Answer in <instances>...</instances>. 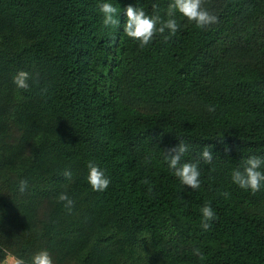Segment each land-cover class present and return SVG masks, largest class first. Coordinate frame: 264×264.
I'll use <instances>...</instances> for the list:
<instances>
[{
  "label": "trees",
  "instance_id": "obj_1",
  "mask_svg": "<svg viewBox=\"0 0 264 264\" xmlns=\"http://www.w3.org/2000/svg\"><path fill=\"white\" fill-rule=\"evenodd\" d=\"M102 2L119 28L103 25ZM171 2L0 0V263L47 250L54 264H264V186L232 179L264 157V0H204L217 23L177 12V33L143 48L124 32L127 6L166 20ZM181 141V163L199 161L195 190L165 159ZM89 161L105 191L88 182Z\"/></svg>",
  "mask_w": 264,
  "mask_h": 264
},
{
  "label": "clouds",
  "instance_id": "obj_2",
  "mask_svg": "<svg viewBox=\"0 0 264 264\" xmlns=\"http://www.w3.org/2000/svg\"><path fill=\"white\" fill-rule=\"evenodd\" d=\"M97 7L103 15V25L106 28L120 27L121 22L118 18L120 11L113 3L102 2ZM156 7V5H153L154 9ZM177 12L189 21L195 22L201 28L218 22V17L204 7V0H172L167 8L168 19L166 20L158 13L149 15L142 7L127 6V21L124 24L123 30L128 37L138 40L141 48L148 45L157 34L164 36L165 41H167L170 36H174L179 30L180 25L175 18ZM166 31L169 35H164ZM31 79L32 76L28 71L20 70L14 75L13 82L18 88L27 91L30 89L29 81ZM209 111H215L214 107L210 106ZM187 151L188 145L181 141L178 147L170 149L164 155L169 167L174 170L175 176L180 179L181 183L195 190L201 186L199 161L195 163H181L182 157ZM201 155L205 163L212 162L213 152L209 147L206 146ZM145 163H150V160L146 159ZM87 167L89 169L87 179L92 189L94 191H105L111 183L105 171L93 161H89ZM262 167H264V157L250 156L246 160L243 170L237 168L233 171V182L243 189H251L253 193L259 191L264 186V171H261ZM63 176L70 180L72 172L65 169ZM143 183L150 185L151 182L145 179ZM27 187V179H22L20 181V192L23 193ZM148 190L152 192V187L149 186ZM224 195H227V193H224ZM59 200L65 202V207L69 211L74 207V201L66 193H61ZM201 213L202 229L204 231L211 230L212 221L216 218V213L211 204L206 202L201 208ZM194 255L200 257V259H204L203 253L199 249L194 250ZM11 260L12 264H27L22 257H11ZM30 264H54V261L47 250H41L32 256Z\"/></svg>",
  "mask_w": 264,
  "mask_h": 264
},
{
  "label": "crops",
  "instance_id": "obj_3",
  "mask_svg": "<svg viewBox=\"0 0 264 264\" xmlns=\"http://www.w3.org/2000/svg\"><path fill=\"white\" fill-rule=\"evenodd\" d=\"M11 257L13 256H8L3 262H1L0 264H12V260Z\"/></svg>",
  "mask_w": 264,
  "mask_h": 264
}]
</instances>
